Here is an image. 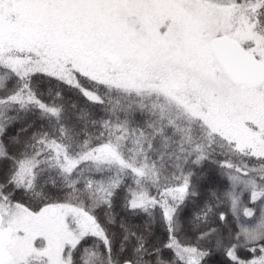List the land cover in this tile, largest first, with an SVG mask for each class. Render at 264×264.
Segmentation results:
<instances>
[{"label": "snow or ice", "instance_id": "obj_1", "mask_svg": "<svg viewBox=\"0 0 264 264\" xmlns=\"http://www.w3.org/2000/svg\"><path fill=\"white\" fill-rule=\"evenodd\" d=\"M0 264H264V0H0Z\"/></svg>", "mask_w": 264, "mask_h": 264}]
</instances>
